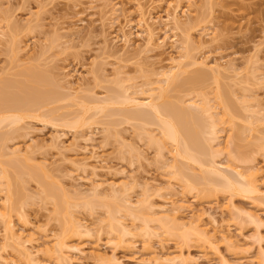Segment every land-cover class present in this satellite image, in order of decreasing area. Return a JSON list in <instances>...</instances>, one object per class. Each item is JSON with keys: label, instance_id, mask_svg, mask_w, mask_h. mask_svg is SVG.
I'll return each mask as SVG.
<instances>
[{"label": "rangeland", "instance_id": "374dc122", "mask_svg": "<svg viewBox=\"0 0 264 264\" xmlns=\"http://www.w3.org/2000/svg\"><path fill=\"white\" fill-rule=\"evenodd\" d=\"M169 2L181 3L0 0V31L5 34L0 36V103L27 97L33 89L49 96L42 107L23 112L15 126L0 122V264H264V0H184L180 5L188 12L180 6L176 18ZM140 14L148 20L149 28L144 29L155 31L154 38L136 26L143 18ZM168 15L182 25L192 22L190 29L177 30L176 46L173 32L164 33ZM130 31L132 42L126 48L121 37ZM137 32L147 36H136ZM182 53L187 56L181 58ZM199 62L221 65L217 81V74ZM161 72L174 73L183 83L168 88V101L179 103L186 112L195 110L193 123L207 132L209 151L223 149L206 158L223 170L254 173L259 192L232 196L211 185L188 190L184 175L201 177L206 167L176 160L175 146L157 125L126 118V112L139 110L132 109L135 105L115 102L106 105L105 112L98 109L101 101L115 99L127 89L139 98L155 99L160 93L156 87L165 83ZM199 72L205 73L203 77ZM208 105L212 110L201 111ZM86 134L95 139L88 146ZM94 144L102 147L97 155L92 152L95 158L92 149L84 152ZM96 181L103 183L98 195L93 191ZM111 183L118 190L127 188L138 212L143 208L136 222L122 216ZM8 193L11 202L5 205ZM173 194L187 195L196 216L205 213L199 226L209 222L212 243L190 232L181 236L184 230L175 223L171 235L153 223L150 234L144 231L141 219L148 216L147 207L169 208L172 197H179ZM160 211L158 216L166 214ZM191 212L177 222L193 224ZM114 214L128 226L136 224L130 227L131 235L119 237L110 230ZM208 216L221 221L217 232ZM72 220L90 231L76 235L69 229ZM56 243L63 245L62 253L55 250Z\"/></svg>", "mask_w": 264, "mask_h": 264}, {"label": "bare ground", "instance_id": "6f19581e", "mask_svg": "<svg viewBox=\"0 0 264 264\" xmlns=\"http://www.w3.org/2000/svg\"><path fill=\"white\" fill-rule=\"evenodd\" d=\"M179 1H181V3L180 4H182L183 2H184V0L182 1V0H179ZM172 2V1H171ZM171 2H169L168 4L170 5V6H172V4L173 3H171ZM178 2V1H177ZM176 2V4H178ZM106 4V3H105ZM175 4V2H174V8H175V10L173 9V12H172V17H174V14L175 13H177V11H178V9L179 8H181L182 6L180 5V4H178V5H176ZM168 5V8H170V6ZM183 5V4H182ZM115 6V5H114ZM181 6V7H180ZM89 7V6H88ZM112 7H113V5H112ZM116 7H117V5H116ZM114 8V11H115V13L117 12L116 10H119V8L117 7V8ZM172 8V7H171ZM183 9L181 10L183 13H186L187 14V12L186 11H184V7H182ZM90 9H91V7H90ZM93 9V8H92ZM112 10H113V8H112ZM139 10H141L139 13H142L143 14V11H142V8H140ZM168 10V9H167ZM180 10V9H179ZM170 11H172V9H170ZM112 13H114L113 11H112ZM114 13V14H115ZM166 13H167V11H166ZM114 14H111V15H114ZM142 14H140V15H142ZM167 14H169V12L167 13ZM105 15V14H104ZM143 15H145V13L143 14ZM142 15V16H143ZM178 15V14H177ZM167 17V16H166ZM165 17V18H166ZM172 17H170V15H168V17L166 18L167 20H166V22L165 21H163L164 23H165V35L166 34H169V32H173L172 33V36H171V39H172V41H173V44L176 46V44L178 45V43H179V40H178V37H177V32L179 31V29L181 30L183 27L182 26H184V29H185V27L186 28H189L190 29V27L192 26V22H187V24H181L180 23V21L179 20H176L175 21V19L174 18H176V16L174 17V18H172ZM111 18V17H110ZM114 18V17H113ZM112 18V19H113ZM161 18V17H160ZM160 18H159V20H160ZM165 18H164V20H165ZM173 20H172V19ZM111 19V20H112ZM110 20V19H109ZM114 20V19H113ZM119 20V19H118ZM157 20V19H156ZM155 20V21H156ZM159 20H158V22H159ZM139 22H137L138 23V25L136 24V26L140 29V28H142V29H144L145 28V25H146V27L147 28H149L147 25H148V20H146V16H143V18L142 17H140L139 18V20H138ZM149 21H152V20H149ZM113 22V21H112ZM114 22H116L115 20H114ZM131 24H132V22H130ZM152 23V22H151ZM125 24H127V22L125 23ZM131 24H127L128 25V27L129 26H132ZM153 24V23H152ZM151 24V25H152ZM156 24H157V21H156ZM159 24H160V22H159ZM174 24V25H173ZM194 24V23H193ZM127 25H124L125 27L127 26ZM155 25V24H154ZM112 26V25H111ZM123 26V25H122ZM150 26V25H149ZM151 28V27H150ZM130 29H132V27L130 28ZM125 30V29H124ZM145 30V29H144ZM143 30V31H144ZM149 30V32H148V36H150L151 38H154V35H156V34H154L155 33V31L153 32V30H151V29H147V31ZM152 32H151V31ZM164 30V29H163ZM162 30V31H163ZM178 30V31H177ZM142 31V32H143ZM146 30L144 31V32H147ZM159 31V30H158ZM125 32V31H124ZM138 34L136 35V36H143L144 34L147 36V33H144V34H142V33H139V32H137ZM156 33H158V32H156ZM5 34L4 33H2L1 31H0V36H4ZM123 35V37H121V40H123L122 42H124V46H126V48H127V46L129 47V45H130V42H132V35H133V32H129V34H127V33H124V34H122ZM145 35H144V37H145ZM140 37V38H141ZM167 38H169V36H166ZM117 38H120V37H117ZM148 37H146V42H148V39H149V41L151 42V40H150V38H148ZM120 40V41H121ZM134 40V39H133ZM118 41H119V39H118ZM149 42V43H150ZM178 47H181L180 45L178 46ZM181 49V48H180ZM178 51L180 52V50L178 49ZM181 53V52H180ZM187 55L184 53H182V55H181V58H185ZM200 63V65L203 67V68H205L206 67V69H208L209 71H210V73L211 74H217V76H216V81H217V79H218V75L220 74V64L218 63H214V64H206V63H204V62H199ZM198 63V64H199ZM203 72V71H202ZM162 73V72H161ZM201 72H199L198 74H199V76L201 75L200 74ZM205 74V73H204ZM203 73H202V75H204ZM159 75V74H158ZM200 76V77H203V76ZM39 76V75H38ZM162 76V78H163V80H164V84H160L159 86H157L156 88H159L160 89V93L158 94V96L155 98V99H153L154 97L152 96V95H149V96H147V97H142V98H139V97H137V96H135L133 93L131 94H128V91L127 90H129V89H127V90H124V92L121 94V95H119V94H117L116 95V98L114 99V98H112L111 100H104V101H101L99 104L100 105H97V106H99L98 107V109L99 110H103L104 111V108L106 107L107 108V106L110 104V106L112 105L111 103H115V102H117V103H120V104H124L125 103V105L128 103H130L131 105L133 104V105H135L136 106V108L134 107V108H132V109H138L139 108V110H137V111H129L128 112V114H127V112H126V114H125V116H127L126 118H128L129 120H138V122L140 121V122H143V123H146V124H155V125H157L159 128H160V130H161V133H162V135H163V137L165 138V140H168V141H170L174 146H175V151H174V158L176 159V160H184V159H186V160H190L191 162H193V163H195V164H197V165H199L202 169L203 168H207L206 169V173L203 175V176H201V177H192V176H188V174H186V175H184V181L186 182L185 184H187V189L189 190L190 188H191V191H193V190H195V189H197L198 191L199 190H203V189H199V187L198 186H203V185H207V188H208V185H209V187H213L214 188V190H216V191H218V192H227L228 194H230V195H237V194H241V193H243L244 192V195L246 194V192H259V189H258V187H257V185L255 184V181L253 180V178H252V176H254V173H251L250 175H246L245 173H243V172H240V171H238V170H236V169H233V168H231V167H227L225 170H223V169H221L220 167H218L216 164H217V161H211V160H209L208 158H206L209 154H211L213 157H216V155H218V153H220L221 152V150H223V149H220V150H216L215 151V153H212L211 152V150L209 151V148L207 147V145H209V144H207V142H208V138L207 137H205V133H207V132H205V130L203 129V127H201V126H198L199 124L198 123H196L197 125L195 126V124L193 123L194 121H195V113H197L195 110V113H192V112H194L193 110H192V112L191 111H188L187 110V112L182 108V107H180V105L178 106V104H176L175 102H170V100L168 101V99L166 98V94H167V92H168V88L170 89V87H176V88H178V86H182L183 85V83L182 82H180V79H179V77H176L175 75H174V73H162V74H160V77ZM198 76V77H199ZM33 77H34V75H33ZM215 77V76H214ZM35 78V77H34ZM160 81H162V79L160 80ZM182 81V80H181ZM29 88V87H28ZM32 88V87H31ZM35 89H37V88H35ZM32 90V89H31ZM34 91V89L32 90V92H31V94L30 95H28L27 97H24V98H22L21 99V97H16V99H12L11 97V103L10 104H7V103H9L10 102V100H9V102L8 101H6V102H3V104L2 103H0V113H5V114H3V116H1L0 117V122L2 123V124H4L5 122H7L8 121V123H12L13 125L14 124H17V123H20L19 121L21 120V119H23V116H24V113L23 112H26L27 110L30 112V109L31 108H35V107H37V106H43V104L44 103H46V100H49V98L48 99H46L45 100V97L46 96H48V95H46V96H44L45 94H48V92H46L44 95H42V94H40V92H42L41 90H39L40 92H39V94H37V92H33ZM38 91V90H37ZM126 91V92H125ZM21 92V91H20ZM136 92V91H135ZM134 92V93H135ZM25 93V92H24ZM24 93H22L21 92V94H24ZM137 93V92H136ZM135 93V94H136ZM222 93V92H221ZM16 95V94H15ZM119 95V96H118ZM222 94H220V96H221ZM17 96H20V93H18L17 94ZM54 96V95H53ZM57 96V95H56ZM220 96H219V98H220ZM224 95H222V97H223ZM13 97V96H12ZM49 97V96H48ZM51 98H56V97H52V95L50 96ZM221 97V98H222ZM7 99L6 100H8V98L9 97H6ZM47 98V97H46ZM1 99H3V97L1 98ZM0 99V101H2ZM57 99H59V97L57 98ZM53 100V99H52ZM96 100V99H95ZM99 101V100H98ZM94 103V102H93ZM45 105V104H44ZM96 105V104H95ZM107 105V106H106ZM193 105H195V104H193ZM41 106V107H42ZM39 107H37V108H39ZM94 107V106H93ZM138 107V108H137ZM196 108V110L198 111V113H199V110H198V108L197 107H194V109ZM201 108V107H200ZM212 106H210V105H208V106H206L205 108H202L201 109V111H204V112H209L210 110H212ZM97 110V109H96ZM106 110V109H105ZM190 110V109H189ZM27 111V112H28ZM26 112V113H27ZM99 112V111H98ZM101 112V111H100ZM105 112V111H104ZM202 114V113H201ZM124 116V115H123ZM80 119V118H79ZM81 120V119H80ZM200 120V119H199ZM205 120V119H204ZM258 120H259V118H258ZM257 120V121H258ZM22 121V120H21ZM256 121V122H257ZM81 122V121H80ZM213 122V121H212ZM84 123V122H83ZM11 124V125H12ZM205 124V123H204ZM211 124H213V128L212 129H215L214 127H215V124H214V122L213 123H211ZM1 125V124H0ZM7 125V124H6ZM13 125H12V127H13ZM208 125H210L209 123H208ZM8 126V125H7ZM10 126V125H9ZM15 126V125H14ZM144 126V125H143ZM198 126V127H197ZM207 125H204V127H206ZM212 125H210V127H211ZM252 126H255V125H252ZM74 127V126H73ZM209 127V128H210ZM208 128V127H207ZM252 129H253V127H251ZM75 129V128H74ZM92 130V129H91ZM211 132V131H210ZM209 132V133H210ZM213 132V131H212ZM216 132V131H215ZM88 134V133H87ZM86 134V135H87ZM211 135V134H210ZM61 136V135H60ZM60 136H59V138H60ZM84 136V135H83ZM88 136V135H87ZM86 136V138H84V140L85 141H87V142H84L85 143V145H86V143H87V146H88V141L90 142L91 141V143H94V141H95V139L92 137V134L90 135V136H88L87 137ZM152 137H153V135H151ZM151 136H150V138H151ZM58 138V139H59ZM211 137H209V140H211L210 139ZM216 136L214 137V139H212V141L213 140H216ZM229 136L227 137V140H226V145L229 143ZM3 140V139H2ZM7 140V139H6ZM83 140V141H84ZM151 140V139H150ZM154 142H153V141ZM152 142L153 143H158V140L156 139V141L154 140V138H152ZM5 141V140H4ZM211 142V141H210ZM0 143H1V140H0ZM6 143V142H5ZM158 144H160V143H158ZM6 145V144H5ZM83 147L84 148V152L86 151V152H88L89 150H91V154H92V152L93 153H97L98 151V149H100V148H102L101 146H97L96 144H94V145H92V147L89 149V147L91 146V144L89 145V147ZM2 147V146H1ZM81 147V149L83 150V148ZM210 147V146H209ZM31 151H33L32 149L30 150V153L29 154H32V152ZM1 152V151H0ZM85 152V153H86ZM34 153V152H33ZM94 154V155H95ZM98 154V153H97ZM96 154V155H97ZM33 155V154H32ZM31 155V156H32ZM96 155H95V157H96ZM30 155H29V157H27V159H31L32 157H31ZM93 156V154L91 155V157ZM90 157V158H91ZM94 156H93V158H95ZM98 157V156H97ZM101 158V157H100ZM99 158V159H100ZM98 159V158H97ZM96 159V160H97ZM99 161V160H98ZM179 164V163H178ZM178 167V166H177ZM176 169V168H175ZM179 169V168H178ZM226 170H229L228 172H230L231 174H233V172L234 173H236L235 174V176H237V177H231L230 176V174L229 173H227V171ZM177 171H180V169L179 170H177ZM182 172V171H181ZM185 173V172H184ZM183 173V174H184ZM180 175L182 174V173H179ZM179 175V176H180ZM29 176H31V174L29 175ZM215 177H217V179H215ZM237 178V179H236ZM177 179H178V177H177ZM181 179V178H180ZM97 182V181H96ZM94 183V182H93ZM103 184V183H102ZM102 184H101V182H97V183H94V194H96V195H98L99 193H97L96 191H99L100 189L99 188H101V186H102ZM211 185V186H210ZM109 186L113 189V191H112V193H111V195L115 198V201H117V202H119V200H120V202L119 203H121L122 204V206H121V211H123V213L124 214H122V216L124 215L125 217H127V218H132V222H136V220L137 219H140V215L138 214V213H140L141 211H142V207L140 208V212H138V210L137 209H135V207H133V205H132V202L130 201V197H128V195H127V192H125V191H127V188L125 187V189H123V190H118V188H116V184H113V183H111V184H109ZM190 187V188H189ZM204 187H206V186H204ZM13 188V187H12ZM5 189H6V187H5ZM205 189V188H204ZM210 189V188H209ZM1 190H3V189H1ZM7 190V189H6ZM208 190V189H207ZM206 190V191H207ZM211 190V189H210ZM210 190H209V192H210ZM213 190V189H212ZM8 191H10L11 192V190H9L8 189ZM10 193H8V195H9ZM174 195V194H173ZM176 195H178L179 197L178 198H175V197H172V196H170L169 197V199H168V202H169V200H170V198L172 197V199H171V201H170V204H171V207H161L160 209L162 210V211H160L159 209V211L160 212H163V213H166V214H164V215H160V216H158V214H159V211L157 210V208H154L153 206H148L147 207V209L148 210H150L148 213V216L146 217V218H143V219H141V221H142V226L144 227V231L148 234L149 233V230L148 229H150V228H152L151 226H152V224L151 223H153V224H155V225H157L162 231H163V234H165L166 233V235L167 234H169V235H171L172 234V227H171V225H174V223H175V226L174 227H178L177 229H180V230H184V232H183V235L181 234V236H184L186 233L185 232H187V233H191V234H194L195 236H197L199 239H203L204 241H206L207 240V242L209 243L210 242V237L208 236V234L210 233L209 232V229H208V227H206L207 225H208V223L209 222H206L207 224H206V226H205V224L202 226V227H200L199 225L200 224H203L202 223V221H203V219H204V215H205V213L203 214H199V213H197L198 215L196 216V214L194 213V211H196V210H194L195 209V207H193L192 205H191V203L189 204L188 202H187V195L186 196H183V195H179V194H175L174 196H176ZM7 196V195H6ZM10 196L11 195H9V198H7L8 200H6L8 203H5V205L7 204V205H9V201L11 200V198H10ZM180 196H182V199H181V203L180 202H178L177 203V201H175V199H180ZM237 196H239V195H237ZM56 198V197H55ZM113 198V199H114ZM175 198V199H174ZM54 199V198H53ZM56 200V199H55ZM64 201V200H63ZM11 202V201H10ZM187 202V203H186ZM64 204H65V201L63 202ZM118 203V204H119ZM145 204V203H144ZM194 205V204H193ZM107 206V205H106ZM141 206H145V205H141ZM193 208H192V207ZM122 207H123V209H122ZM146 207V206H145ZM120 208V207H119ZM163 208V209H162ZM227 209V208H226ZM192 211L194 214H195V216H196V218H195V216H193L192 215V217H193V220H195V222L192 220V218H191V220L193 221H191L193 224H191L190 223V225L188 224V225H186V223H184V222H177V220H178V217L179 216H182L185 212H187V211ZM229 210H231V208L229 209ZM113 211V210H112ZM119 211V210H118ZM121 211H119L120 213H121ZM191 212V213H192ZM231 212L232 213H234L233 212V210H231ZM158 213V214H157ZM190 213V212H189ZM141 214V213H140ZM111 215V214H110ZM208 215H209V213H208ZM210 215H212V214H210ZM119 216V215H118ZM206 216V215H205ZM209 217V218H208ZM207 218L209 219V221L210 222H212L211 223V225L213 224L214 226H212L213 228L215 227V230H213V228H212V230L213 231H216V228H217V226L221 223V221H218L217 220V218L215 217V216H211V218H210V216H208ZM195 218V219H194ZM73 219V218H72ZM171 221H172V223H171ZM189 221V222H190ZM198 224H197V223ZM110 225H109V227H110V230L112 229V231L113 232H119L118 233V235H120L119 237H122V236H126V235H131L132 234V231H131V229H130V227H131V225H132V227H133V225H134V227H135V223H132L130 226H128V224H126V220H124V219H122V218H118L115 214H114V216H111V220H110V223H109ZM195 224V225H194ZM231 224V223H230ZM229 223L228 224H226L227 226H229L230 225ZM231 226V225H230ZM71 228V229H70ZM210 228V229H211ZM220 228V227H219ZM227 228H229V227H226V230H229V229H227ZM68 229V228H67ZM69 229L73 232V233H75L76 235L77 234H82L83 233V230L85 231V232H89L90 231V227H87V226H82L81 224H78V222L76 223L74 220H72V221H70V223H69ZM221 229V228H220ZM218 230V229H217ZM219 231V230H218ZM225 231V230H224ZM230 231V230H229ZM84 232V233H85ZM176 232V231H175ZM182 232H180V233H182ZM217 232V231H216ZM220 232V231H219ZM226 232V231H225ZM225 232H223L225 235H226V233ZM83 233V234H84ZM214 233V232H213ZM221 235L223 234L222 233V229H221ZM114 234V233H113ZM116 234V233H115ZM150 234V233H149ZM214 234H216V233H214ZM214 234H212V235H214ZM223 234V235H224ZM174 235H176V234H174ZM178 235V234H177ZM224 235V236H225ZM21 237V236H20ZM19 237V238H20ZM214 237H215V235H214ZM226 238V237H225ZM101 239V238H100ZM185 239V238H184ZM96 241H98V239L96 240ZM28 243V242H27ZM96 243V242H95ZM211 243H212V240H211ZM100 244V243H99ZM30 245V244H29ZM98 245V244H97ZM96 245V246H97ZM99 246V245H98ZM101 246V245H100ZM99 246V247H100ZM65 247V246H64ZM54 248H55V250L57 251V252H60V253H62L63 251V245L62 244H60V243H56L55 245H54ZM74 249V248H73ZM76 249V248H75ZM78 249V248H77ZM76 249V250H77ZM79 250V249H78ZM77 250V251H78ZM80 252H81V250H79ZM83 251V250H82ZM29 253V252H28ZM102 255V254H101ZM101 255L98 253L97 254V257L99 256V258H102L101 257ZM58 259H59V261L61 262V263H64V261H65V259H64V257H62V256H60V257H58ZM166 260V259H165ZM168 261H170L169 259H167Z\"/></svg>", "mask_w": 264, "mask_h": 264}]
</instances>
